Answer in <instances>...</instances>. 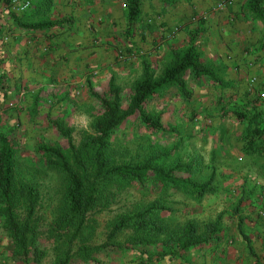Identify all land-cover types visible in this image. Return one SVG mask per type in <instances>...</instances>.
<instances>
[{
    "label": "rangeland",
    "instance_id": "rangeland-1",
    "mask_svg": "<svg viewBox=\"0 0 264 264\" xmlns=\"http://www.w3.org/2000/svg\"><path fill=\"white\" fill-rule=\"evenodd\" d=\"M120 5L123 11V0ZM122 45L117 40L116 47ZM243 52L247 61L253 59L252 67H241L244 61L236 66L223 64L221 59L213 65L211 58L207 64L220 77V83L206 77L195 79L189 74L187 86L192 91L189 99L172 86L146 102L144 109L159 116L174 132L151 131L138 116H132L115 127L106 142V154L113 163L138 164L150 156L153 164L164 168L188 163L189 171L182 174L196 181L210 179L212 188L197 196L192 191L183 192L154 181L109 186L103 190L104 197L89 209L75 235L77 219L62 227L54 225L55 217L64 209L66 178L59 168L47 162L38 143L59 146L74 163L73 151L79 150L84 135L92 132L94 117L101 113L93 92H104L107 85L104 82L98 85L92 92L94 97L80 101L78 109H65L61 113L51 109L45 112L40 106L25 110L28 100L24 104L21 99H10L8 90L12 89L6 87L7 93L0 89V131L11 137L15 145L16 190L20 196L15 214L19 223L26 217L22 207L26 189L33 190L36 200L24 257L0 212V264H55L61 260L65 264H144L141 260L147 261L146 264H254L237 227L238 215L233 212L238 203L244 231L264 264V155L259 150H245L242 133L246 120L236 115L246 108L247 98L252 99L247 90L249 72L256 76L251 96L259 92L264 104V68L254 57H264V50L250 51L251 55ZM223 56L227 60L236 54L225 52ZM172 57L173 54L151 64L153 74L158 75ZM131 68L127 73L115 74L114 82L122 88L124 100L141 72L140 68ZM54 119L72 127V145L55 129ZM81 152L79 155L84 156ZM149 204L155 207L152 217L161 224L162 232L145 237L143 231L126 227L109 237L120 214ZM215 219L220 240L200 244L183 256L160 253L175 247V233L182 231L186 221L193 220L199 229H204L208 221ZM134 238L144 240V244L134 243ZM35 249L43 251L38 258Z\"/></svg>",
    "mask_w": 264,
    "mask_h": 264
},
{
    "label": "crops",
    "instance_id": "crops-1",
    "mask_svg": "<svg viewBox=\"0 0 264 264\" xmlns=\"http://www.w3.org/2000/svg\"><path fill=\"white\" fill-rule=\"evenodd\" d=\"M8 1L0 3V89H12L10 99L28 100L25 110L78 109L115 74L134 66L141 75L144 59L156 64L169 58L197 23L199 48L213 65L221 59L231 66L244 61L240 66L250 68L253 59L247 61L242 51L264 50V25L251 7L264 6V0H235L219 11L210 9L217 0H143L128 39L120 0H30L23 11L11 10ZM117 40L123 47H116ZM119 50L136 56L123 59ZM225 52L236 56L226 60ZM254 57L264 68V57Z\"/></svg>",
    "mask_w": 264,
    "mask_h": 264
},
{
    "label": "trees",
    "instance_id": "trees-1",
    "mask_svg": "<svg viewBox=\"0 0 264 264\" xmlns=\"http://www.w3.org/2000/svg\"><path fill=\"white\" fill-rule=\"evenodd\" d=\"M142 1L124 0L126 8L124 34L127 39L130 38L133 25L141 15ZM251 7L255 16L261 19L264 25V6L259 5V2H254ZM186 32L184 45L173 52L172 59L161 68L158 75L153 74L150 61L143 60L142 73L133 81L131 91L125 100L122 88L114 82L113 78L109 79L106 91L93 92L101 106V113L93 119L92 132H87L82 139L79 150L84 156L79 155L78 149L74 150V163H72L59 146L45 142L38 143V149L46 157L47 162L59 168L66 178L64 209L55 217V226L62 227L69 221L77 219L78 222L73 233L75 235L82 226L89 209L95 207L98 200L104 197L103 190L109 186L131 182L145 184L148 181H154L178 187L183 192L192 191L197 196L212 188L210 179L196 181L188 175L182 174L189 171L188 163H177L164 168L152 163L153 156L138 164L113 163L109 155L106 154V142L111 132L132 116H138L140 121L151 131L174 132V128L164 124L159 116L144 109V105L150 98L175 86L183 98L189 99L192 95V91L187 86L189 74L195 79L206 77L212 81L221 82L215 70L205 61L203 52L199 48V23L187 29ZM253 93L249 94V98L252 99L247 98L246 100V108L237 111L236 115L246 120L242 133L245 150L247 152L259 150L264 155V104L260 101V93L258 92L252 97ZM52 123L55 129L65 136L69 144L72 145L70 135L72 127L65 126L55 119ZM14 155L15 145L11 137L0 131V212H3L8 228L21 249L19 252L24 257L27 254L26 234L36 200L33 190L26 189L27 194L24 196V205L22 206L25 207L26 217L22 224L19 223L15 214V207H19L20 196L16 190L17 174ZM178 172L180 173L178 174ZM238 205L239 203L234 207L233 212L238 215L239 232L246 242L248 252L254 258V264H263L254 250L250 237L244 231V218L239 215ZM154 208L153 204H149L133 212L120 214L112 225L109 237L126 227L143 231L145 237L162 232L161 224H157L152 217ZM217 228V219L208 221L204 229H199L193 220L186 221L182 231L178 234L175 233V247L160 250V253L163 256L169 254L183 256L200 244L220 240L222 236L218 233ZM170 237L169 233L168 238ZM135 242L144 244V240L138 238H134ZM42 253L43 251L35 249L36 258ZM141 262L146 264L147 261L141 260ZM55 264H65V260Z\"/></svg>",
    "mask_w": 264,
    "mask_h": 264
},
{
    "label": "built area",
    "instance_id": "built-area-1",
    "mask_svg": "<svg viewBox=\"0 0 264 264\" xmlns=\"http://www.w3.org/2000/svg\"><path fill=\"white\" fill-rule=\"evenodd\" d=\"M235 0H217L215 3H213L210 7L212 11H219L225 9L227 6L231 5ZM2 0H0V3ZM30 0H9L8 1V6L10 7L11 10L13 11H23L27 9L30 6ZM178 27H174L171 32H175ZM134 56H136V53L131 52L130 54L125 53L122 50H119V57L123 59H132ZM255 76H251L248 81V86L247 90L249 92L254 91V85H255ZM76 94L79 93V91H75Z\"/></svg>",
    "mask_w": 264,
    "mask_h": 264
}]
</instances>
